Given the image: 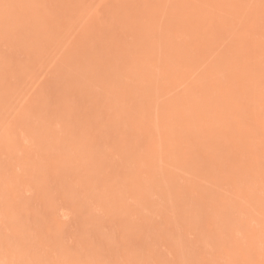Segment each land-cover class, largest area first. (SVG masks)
<instances>
[{"label": "rangeland", "instance_id": "rangeland-1", "mask_svg": "<svg viewBox=\"0 0 264 264\" xmlns=\"http://www.w3.org/2000/svg\"><path fill=\"white\" fill-rule=\"evenodd\" d=\"M0 264H264V0H0Z\"/></svg>", "mask_w": 264, "mask_h": 264}]
</instances>
